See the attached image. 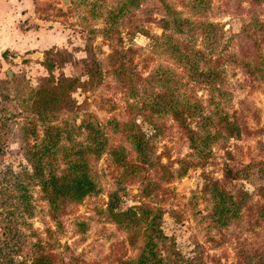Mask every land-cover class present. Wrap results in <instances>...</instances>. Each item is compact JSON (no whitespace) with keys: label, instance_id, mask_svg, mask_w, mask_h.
<instances>
[{"label":"rangeland","instance_id":"rangeland-1","mask_svg":"<svg viewBox=\"0 0 264 264\" xmlns=\"http://www.w3.org/2000/svg\"><path fill=\"white\" fill-rule=\"evenodd\" d=\"M60 2L0 0V264H264L263 168L238 172L264 162V79L232 60L264 63V0ZM170 76L180 82L173 94L202 102L185 123L210 126L214 97L237 134L190 147L188 132L153 108V95L169 90L158 80ZM46 87L55 93L42 102L36 90ZM127 127L152 138L145 164ZM50 138L58 174L83 155L93 182L55 219L37 177L26 175ZM216 184L250 197L227 225L212 218ZM132 205L149 207L148 219L128 234L116 212Z\"/></svg>","mask_w":264,"mask_h":264},{"label":"trees","instance_id":"trees-1","mask_svg":"<svg viewBox=\"0 0 264 264\" xmlns=\"http://www.w3.org/2000/svg\"><path fill=\"white\" fill-rule=\"evenodd\" d=\"M230 57L232 58V56ZM221 59H222L221 57H218L215 60V63H219V60ZM232 60L234 63L244 66L246 71L250 74L253 80L264 79V63L259 60V57H255V58L250 57L249 59L234 58ZM166 78L167 80L165 82L164 81L160 82L158 80L157 83L162 84L165 87H168L169 90L167 92L159 91L153 95L154 103H155V106H153V108H156L159 112H166L167 114H169L170 118L176 120L177 123L181 126V128L184 129L185 132L186 131L188 132L190 141L192 142L190 147H193L196 150L199 144L205 147L209 145L210 142H217L218 140L223 139V137L237 134L238 129L235 126L236 124L227 120V117L224 115L223 111L220 112V110L218 109V102L215 100L216 98L214 97H212L210 99V102L207 103L208 106L212 105V107H210L209 110L212 113V117L214 119L212 122L208 121L211 125L208 126L205 130L200 128L199 126L198 129L196 128L197 131L194 130L195 128H191L189 126V122L185 123L184 118L185 119L187 118L186 117L187 113L192 114V109H191L192 106L200 107L202 102L201 100H198V98H196L195 95L192 98L188 96L187 103L183 102L182 93L173 94L170 91L173 89L175 84L177 85L180 84L179 80L172 79L173 78L172 76ZM219 81L223 83L220 78ZM216 88L218 90H215L213 87V91L219 95L220 91L222 92L223 90L220 89V87L218 86H216ZM49 91H50V95L47 94ZM51 91L55 93L53 90H51L48 87L44 89L38 88L36 90V92H38V95L41 96L42 102H43L42 97L49 99L53 96L51 95ZM35 101L36 102L39 101V97H37ZM154 126L157 125L155 124ZM127 131L130 140L127 143H130L135 153L139 156L138 157L139 161L137 163L145 164L144 162H147L150 158V153H148V151L151 149L152 143H150V139L152 138H148L145 135V133L139 129L131 131L129 127H127ZM46 133L49 134V130H46ZM54 133L57 134L58 132L56 131ZM200 133H202L203 135H199ZM52 144H54V138H50L49 143L40 144L38 147H36V151L34 152L35 160L33 157L30 158V164L32 165V170L30 172H27L26 175L28 177L30 176L37 177L43 197L47 202L48 207L51 210L52 214L54 213V217L52 218L55 219V216L58 215V212L61 210V207L64 204L66 203L70 204L76 202L78 199L80 200L93 187V182L88 177V175L85 174L83 170V168H85V166L87 165V161L85 160V157H83V155L77 158H75L74 155H72V161L69 160V157L66 158V162L67 161L72 162L69 165V168L71 169V173L60 172L58 174V172L56 171L57 168L56 162L58 156L57 148H54L52 151L48 148L49 145ZM43 146L44 149L48 151H45L43 149ZM45 154L49 155L48 162L50 161L51 163L44 161V164H42V160L39 161V159H41L43 155L45 156ZM129 164L130 166L132 165L134 167L133 161H129ZM256 165L258 168H263L262 171L264 173V162L262 161L248 162L238 172L246 171V173L244 174H247V172L250 171L253 167H256ZM227 169L229 170L227 174L231 176L233 174V171L231 170V168H227ZM235 172H237V169H235ZM211 187H212L211 194L210 196L208 194L207 199L210 202L209 204H211V207L213 209L214 214L212 215V218L217 225L220 224L227 225L232 221L231 219L232 216H234L235 219L237 218L238 211L241 205L246 204V202L249 200L250 197H248V193L246 191H242V190L240 191V194L238 193L235 196L231 192L226 191L224 187L219 186V184H216V187L214 186ZM241 194H243L245 198L241 199L240 198ZM261 194L262 195L264 194V189L261 191ZM237 196H238V200L236 201L235 197ZM142 206L143 208L139 205H132L122 211L116 212L117 215L120 217L121 221L124 220L123 224L125 229L128 230V234L129 232L130 233L136 232L135 229L131 228V226H133L135 222L141 221V219L144 220L148 219V217H146V213H147L146 209H149V207L145 205ZM135 209H139L140 214L137 215L135 213ZM159 236L160 234L157 235V238L155 239L156 241L162 239V237ZM141 240L142 241L144 240V243H149L150 241L149 239H145L144 237H141L140 241ZM140 254H141L140 260L141 262H144L143 252H140ZM145 254L147 255L148 253ZM163 259L166 261H163L161 264H177L175 261H169V259L167 258L163 257ZM157 260H161V257L158 256ZM10 262H12V260ZM10 264H26V263L22 260H19V261H13ZM31 264H50V262L45 257H41L39 259H36V261L32 262Z\"/></svg>","mask_w":264,"mask_h":264},{"label":"water","instance_id":"water-1","mask_svg":"<svg viewBox=\"0 0 264 264\" xmlns=\"http://www.w3.org/2000/svg\"><path fill=\"white\" fill-rule=\"evenodd\" d=\"M66 3H68V0H61L60 5H65ZM7 75H10V71L7 70ZM187 182L186 178H182L181 181L178 182V184L175 187V191H179L182 186Z\"/></svg>","mask_w":264,"mask_h":264}]
</instances>
